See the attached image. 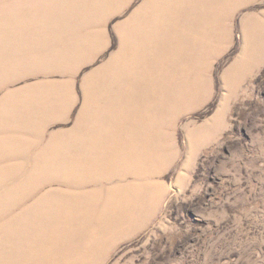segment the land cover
Masks as SVG:
<instances>
[{
  "label": "rangeland",
  "instance_id": "374dc122",
  "mask_svg": "<svg viewBox=\"0 0 264 264\" xmlns=\"http://www.w3.org/2000/svg\"><path fill=\"white\" fill-rule=\"evenodd\" d=\"M0 264H264V0H0Z\"/></svg>",
  "mask_w": 264,
  "mask_h": 264
},
{
  "label": "bare ground",
  "instance_id": "6f19581e",
  "mask_svg": "<svg viewBox=\"0 0 264 264\" xmlns=\"http://www.w3.org/2000/svg\"><path fill=\"white\" fill-rule=\"evenodd\" d=\"M238 2V1H237ZM158 12H160V11H158ZM158 23V22H157ZM147 24V23H146ZM159 26V25H158ZM154 27H156V26H154ZM159 28V27H158ZM150 35V34H149ZM149 43V40H143L142 41V46L146 49V50H144V52L145 51H147L149 48H150V46L149 47H147L146 48V45ZM140 51V50H139ZM127 53V52H126ZM143 54V53H142ZM141 54V55H142ZM140 55V56H141ZM125 56V55H124ZM123 56V57H124ZM139 56V55H138ZM139 56V57H140ZM124 59H126L125 60V62H124V65H127V63L129 62L128 60H132V58H124ZM136 60V59H135ZM134 60V61H135ZM138 60V59H137ZM130 63V62H129ZM130 65V64H129ZM133 65H135V63H133L132 65H130V66H133ZM148 71H150L151 72V70H149L148 69ZM151 74V73H150ZM158 81H160V79H158ZM158 92H160L161 93V100L163 101V102H168L169 100H171V99H169L168 97H166L165 96V94H164V92H162V91H160V90H157ZM118 102H120V100L118 99ZM157 153H158V151H153V152H149V153H147V151H144L143 153H141L140 154V156L139 157H142V158H144V155H147L148 157L149 156H153L154 155V157H156V155H157ZM80 158V157H79ZM65 159H67V158H65ZM68 159H71V158H68ZM65 166L67 167V168H77V169H80V167H79V164H78V162H77V159L75 160V161H69V162H67L66 164H65ZM136 173V172H135ZM90 179H92V180H95V174H93L92 175V177L90 178ZM31 180V175L27 178V180L25 181V182H23V183H28L29 181ZM65 184L64 183H62V186H64ZM60 192H61V194L62 195H60V194H57V195H55L54 196V198H56V199H54V198H52V197H47L46 198V200L48 201V202H50L51 201V203H49V204H51L52 205V207H54V206H56V205H58V203H56V201H58L57 199H59V198H61V199H64V196H63V193H62V190H60ZM106 193H107V195H108V201L106 202V204L104 205V208H103V210L105 211V210H108L109 211V208H110V202H112L113 204H119V202L118 203H116L115 202V197L117 196V195H115V194H113V193H111V191L110 190H108V191H105ZM83 195H79L78 196V199H80L81 197H82ZM153 199H154V197H153ZM52 200H54V201H52ZM118 200H120V198L118 199ZM152 200V199H151ZM110 212H113V211H110ZM53 215V214H52ZM54 216V215H53ZM96 223H98V222H96ZM101 229L102 230H104V231H101ZM113 228L111 227V226H104V225H102V226H100V227H95V228H93V230H95V231H92L93 233H94V235L96 236V237H100V236H103V235H105V232L107 231V230H112Z\"/></svg>",
  "mask_w": 264,
  "mask_h": 264
}]
</instances>
